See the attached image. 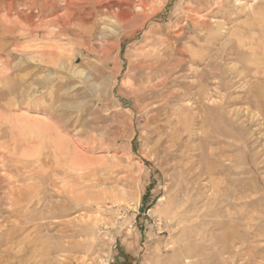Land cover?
I'll return each instance as SVG.
<instances>
[{
  "label": "rangeland",
  "instance_id": "rangeland-1",
  "mask_svg": "<svg viewBox=\"0 0 264 264\" xmlns=\"http://www.w3.org/2000/svg\"><path fill=\"white\" fill-rule=\"evenodd\" d=\"M0 264H264V0H0Z\"/></svg>",
  "mask_w": 264,
  "mask_h": 264
},
{
  "label": "bare ground",
  "instance_id": "bare-ground-1",
  "mask_svg": "<svg viewBox=\"0 0 264 264\" xmlns=\"http://www.w3.org/2000/svg\"><path fill=\"white\" fill-rule=\"evenodd\" d=\"M142 2V1H141ZM142 4V3H141ZM121 5V4H120ZM134 5V4H133ZM145 5H147V4H145ZM145 5L143 4V5H141V7H143V8H145ZM129 7V6H128ZM209 7V6H208ZM142 8V9H143ZM132 10H133V8H132ZM136 10V9H135ZM139 10V9H138ZM156 10V9H155ZM134 11V10H133ZM147 12V11H146ZM216 12V11H215ZM121 13V12H120ZM152 13H154V12H152ZM138 14H139V12H138ZM137 14V15H138ZM143 14V13H142ZM146 14V13H145ZM213 14V13H212ZM128 15V14H127ZM129 16V15H128ZM142 18V17H141ZM127 19V16H125V15H123V14H118V16H117V23H122L123 21H125ZM112 20V19H111ZM143 20V19H142ZM7 22V21H6ZM146 22V19L145 20H143V21H141V23H139L138 25H135V27H133L132 28V30H130L131 32L130 33H128V39H129V36H132L133 34H135V32L144 24ZM114 25V24H113ZM143 27V26H142ZM141 27V28H142ZM105 50V52L104 53H108L109 52V49H108V47H106V49H104Z\"/></svg>",
  "mask_w": 264,
  "mask_h": 264
}]
</instances>
